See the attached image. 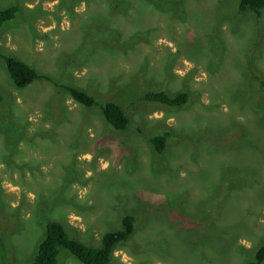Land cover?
Masks as SVG:
<instances>
[{"label": "rangeland", "instance_id": "374dc122", "mask_svg": "<svg viewBox=\"0 0 264 264\" xmlns=\"http://www.w3.org/2000/svg\"><path fill=\"white\" fill-rule=\"evenodd\" d=\"M239 2L0 0L20 6L0 50L57 82L16 88L0 58V264L31 263L47 219L99 246L130 213L135 230L110 264L254 259L264 244V8L240 13ZM57 84L119 103L130 123L114 128ZM148 90L190 98L167 107L143 99ZM166 131L156 154L149 137ZM58 258L82 264L66 249Z\"/></svg>", "mask_w": 264, "mask_h": 264}, {"label": "trees", "instance_id": "16d2710c", "mask_svg": "<svg viewBox=\"0 0 264 264\" xmlns=\"http://www.w3.org/2000/svg\"><path fill=\"white\" fill-rule=\"evenodd\" d=\"M163 5L162 0H145L149 6H154L163 10H172L180 0H170ZM169 5H166V4ZM264 8V0H240L238 10L240 13L250 10L257 17L261 16ZM20 6L11 4L0 8V29L5 22L11 20L19 12ZM178 14L175 11L172 15ZM143 35V33H142ZM145 39L148 38L144 32ZM0 58L3 60L6 72L16 88H24L31 85L35 80L44 77L51 80L50 76L40 73L34 66L20 59L17 56L7 54L0 50ZM67 90V92L77 101L85 106H98L102 112L106 122L116 129H124L130 123V118L126 114L123 107L115 101L101 102L88 91L73 85L57 84ZM143 99L155 101L164 104L167 107L173 106L177 108L184 107L189 102L190 94L187 90L170 94L165 90H148L143 93ZM4 100L3 94L0 92V102ZM21 131L20 127L16 132ZM171 135L170 131L158 133L149 137L153 150L156 154L165 152L167 139ZM19 137V134H17ZM17 141V140H16ZM0 188V211H5V202ZM136 217L132 213L126 214L121 219V227L108 230L103 233L99 246H92L84 241L74 237L68 228L59 220L47 219L45 221V231L43 237L38 241L35 249L34 258L29 264H58L59 253L61 250H68L82 264H110L114 249L121 243L127 241L135 230ZM2 251L5 250L0 246ZM264 261V244L260 245L255 252L254 259L248 264H261Z\"/></svg>", "mask_w": 264, "mask_h": 264}]
</instances>
